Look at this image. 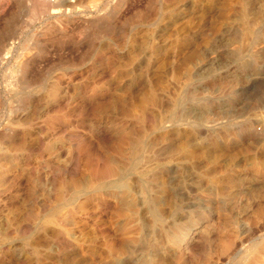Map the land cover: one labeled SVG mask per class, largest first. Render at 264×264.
I'll list each match as a JSON object with an SVG mask.
<instances>
[{
  "label": "rangeland",
  "instance_id": "374dc122",
  "mask_svg": "<svg viewBox=\"0 0 264 264\" xmlns=\"http://www.w3.org/2000/svg\"><path fill=\"white\" fill-rule=\"evenodd\" d=\"M12 1L0 264H264V0Z\"/></svg>",
  "mask_w": 264,
  "mask_h": 264
},
{
  "label": "bare ground",
  "instance_id": "6f19581e",
  "mask_svg": "<svg viewBox=\"0 0 264 264\" xmlns=\"http://www.w3.org/2000/svg\"><path fill=\"white\" fill-rule=\"evenodd\" d=\"M14 1V0H13ZM12 1V2H13ZM20 1H22V2H24V3H29V4H32L33 6H35V7H40V11L42 12V13H49L50 12V10H52V9H55V8H58V7H64V6H69V8H70V6L72 7L73 6V4L75 3V0H61V3L62 4H56V0H50V1H44V0H40V1H42L43 3H46L45 5H40V3H39V0H20ZM59 1V0H58ZM79 2H80V0H79ZM51 3V4H50ZM12 4V3H11ZM76 4V3H75ZM52 5V6H51ZM59 9V8H58ZM74 10V9H73ZM36 11H37V9H36ZM111 11V10H110ZM113 12V11H112ZM42 13H38V14H42ZM86 13V12H85ZM76 14V13H75ZM107 14V13H106ZM105 14V15H106ZM54 15V14H53ZM78 15H80L79 13H78ZM104 15V16H105ZM110 15V14H109ZM107 16V15H106ZM101 17V16H100ZM109 17V16H108ZM102 18V17H101ZM104 18V17H103ZM102 20V19H101ZM100 20V21H101ZM117 19H115V21H116ZM115 21H113V23L115 22ZM117 22V21H116ZM12 47V46H11ZM12 50V49H11ZM4 53V52H3ZM25 56V55H24ZM23 56V57H24ZM200 233V232H199ZM192 235H193V233H186V234H182V236H183V238L181 239V241L183 240V243H185V244H188V242L191 240V238H192ZM179 238V237H178ZM177 240V239H176ZM179 241V240H178ZM178 241H176V242H178ZM180 244H181V242H180ZM182 245V244H181ZM263 264V263H262Z\"/></svg>",
  "mask_w": 264,
  "mask_h": 264
},
{
  "label": "built area",
  "instance_id": "2783aa9c",
  "mask_svg": "<svg viewBox=\"0 0 264 264\" xmlns=\"http://www.w3.org/2000/svg\"><path fill=\"white\" fill-rule=\"evenodd\" d=\"M44 1H50V0H44ZM259 130H261V129H259Z\"/></svg>",
  "mask_w": 264,
  "mask_h": 264
}]
</instances>
